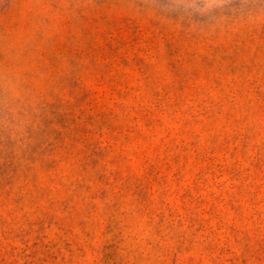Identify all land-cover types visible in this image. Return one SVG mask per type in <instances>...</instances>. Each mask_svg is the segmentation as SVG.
Wrapping results in <instances>:
<instances>
[{
    "label": "rangeland",
    "instance_id": "1",
    "mask_svg": "<svg viewBox=\"0 0 264 264\" xmlns=\"http://www.w3.org/2000/svg\"><path fill=\"white\" fill-rule=\"evenodd\" d=\"M0 264H264V0H0Z\"/></svg>",
    "mask_w": 264,
    "mask_h": 264
}]
</instances>
